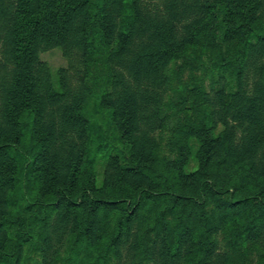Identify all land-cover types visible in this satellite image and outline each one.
<instances>
[{
  "label": "rangeland",
  "instance_id": "374dc122",
  "mask_svg": "<svg viewBox=\"0 0 264 264\" xmlns=\"http://www.w3.org/2000/svg\"><path fill=\"white\" fill-rule=\"evenodd\" d=\"M206 1L219 0H142L140 4L142 19L137 32L138 38L130 45L127 56L123 57L121 54L109 56L111 58L107 62L110 63L111 68H106L108 63H102L105 54L101 51L106 47L104 42H101L103 38L99 31H97V43L100 50L95 49L88 60L82 52L81 43L75 42V39L59 45L41 44L39 46L38 61L35 65L39 85H41V75L49 70L55 86H62L65 91L71 93L82 89L87 98L90 92L104 86L105 76H113L111 70L116 69L124 76L120 81L121 75H119V83L129 81L125 87L133 86L139 98L132 113L135 117L131 127L133 128L134 125L136 127L138 123L136 132L133 130L123 132V129L127 130V127L123 128L127 126L124 122L127 120L123 121L120 112L117 114L118 117L113 118L111 111L99 106L97 96L90 98L88 107L84 109L85 118H88L87 131L82 130L81 123H76L79 122L78 120L75 121L76 124L68 123L65 120L66 113L64 114L58 106L53 107L54 111H51L53 108L49 109L51 116L59 118L57 135L62 125L67 133L66 137L62 139L59 137L62 144L65 143L59 152L63 155L68 153L70 148L67 139L69 136L75 138L76 152H79V156L83 155L84 162L77 175L79 178L77 185L71 190L76 203L68 200L66 204L72 207L69 214L62 215L64 207L58 210L52 207L49 210H42L38 206L33 211L36 217H42L48 211L52 214L49 225L44 228L49 238H43L41 235L43 233L35 236L39 246L36 254L39 262L43 264H194L197 233H203L206 229L205 226H197V216L201 217L203 207L208 204L206 208L213 223L207 233L210 234L214 230L212 238L215 249L213 254H207L209 255L207 263L264 264V205L257 206L253 201H247L240 203L241 205L233 212L223 214L222 207L215 204L218 197H227L228 192L225 187L229 185L228 181L231 178H226L224 173L232 177L234 197L259 191L264 194V135L257 134L258 128L264 131V45L249 55L241 76L237 74L239 63L227 70L224 67L213 66L215 59L239 57L238 40H243L247 31L242 32L241 39L222 41L219 40V36H216L218 40L214 48L210 47V49L217 56H208L206 54L208 44L198 42L197 45V37L193 36V29L197 27V12L204 10ZM224 1L227 3L230 1L232 6L235 5V1ZM239 1L248 14L254 16L252 19L255 22L254 27L264 31V0ZM119 3L120 0L107 1V10L114 20V25L120 23ZM252 5H256L255 10ZM222 16V13H219V20L223 18ZM173 17L178 22L177 34L185 39L182 43L185 49L180 51L181 54L165 65L144 68L140 76H137L133 69L130 71L124 66L125 63L130 65L134 53L144 48L146 42H150L147 35L148 31H151L152 23L175 20ZM212 21L214 19L211 23ZM220 34L222 30L218 29L217 35ZM9 35L4 27L0 26V96L2 86H7L9 80L11 81L15 68L10 50L12 45L10 41L9 43L6 41ZM143 36L147 37L142 38ZM198 57H202L203 62L198 63ZM95 77H100L96 84L93 83ZM58 82L60 83L57 84ZM197 83L203 87L200 91L202 101L200 106L197 105V101L194 102L197 99L193 94L195 90L188 88V85ZM202 103L206 106L205 114L207 113L211 121L216 123L214 126H209L210 129L207 132L211 140L216 137V140H213L214 163L211 173L219 175L216 186L224 193H216L211 187L213 183L209 182L206 186L211 199L202 200L199 205L197 202L187 201L184 198L176 201L167 195L145 201L133 214L127 236L118 245L119 251L116 252L111 248L112 251H108L110 255L106 259V249L110 248L109 245L112 243L110 242L111 218L133 207L135 201L128 198L129 200L124 203L113 205L94 202L86 197L87 192L81 190L83 189L81 184L87 181L86 184L96 190L98 196L104 195L105 191L108 196H111L113 191L115 195L123 188L127 191L134 189L135 193H138L139 189L136 185L158 182L156 172L165 169L170 171L168 174L170 178L177 182L180 180L182 184L190 186L189 189H193L197 185L196 170L197 165H200L199 155H202L200 134L194 132L193 126L196 128L202 121L200 119ZM30 127H25L24 136L21 139L25 152L18 153L9 148L6 154L1 155V162L5 161L4 164L12 167L17 165L19 169L29 157L36 156L38 159L30 172L32 178L25 187H28L29 195L33 199H45L46 185L41 183L43 178H37L36 175H45L55 170L69 173L71 170L65 165L63 167L58 163L48 164V160L39 158V139L35 138ZM244 147H252L251 153L249 154ZM142 148L143 153L139 152ZM136 154L139 159L133 160ZM143 155L147 166L156 167L146 166L144 175L135 173L141 166L139 164L130 170L126 169L127 165L134 163L133 161L142 163ZM238 158H245V163L252 167L249 168L250 171L236 174L235 167L230 169L221 167L223 164L221 161H237ZM42 165L44 169H40ZM142 165L145 164L142 163ZM218 169H222V173L219 174ZM86 170L89 172L86 173ZM34 171L37 174L34 175ZM141 171L143 172V169ZM180 172L183 174H179ZM225 182L228 183L224 184ZM2 185L0 183V214L6 211L4 215L21 211L25 187H21L20 184L14 187ZM47 197H52L50 192ZM85 197L87 203L80 204ZM177 203L183 209L179 217L172 213L174 211L169 212V216L162 213L163 208L173 207ZM180 218L187 221L192 218L191 221H194L189 224L190 232L180 240L182 242L185 239L181 251H178L176 255H161L157 246L168 239L165 237L166 232L174 229L173 234H175V227ZM43 223L42 220L37 222L39 230ZM181 228L182 231L186 229L184 226ZM150 231L154 248L152 247L150 252L146 253L147 246L143 244V241ZM5 233L4 229H0V240ZM254 235L256 238L261 236L259 253L252 251L249 246L250 239ZM30 250L31 246L25 244L19 249V257L25 258ZM7 259L2 261V264H10L9 260L6 261Z\"/></svg>",
  "mask_w": 264,
  "mask_h": 264
},
{
  "label": "trees",
  "instance_id": "16d2710c",
  "mask_svg": "<svg viewBox=\"0 0 264 264\" xmlns=\"http://www.w3.org/2000/svg\"><path fill=\"white\" fill-rule=\"evenodd\" d=\"M107 1L108 0H0V26H3L6 33L10 34L6 38V41L7 43L10 41L12 45L10 50L14 61L13 65L15 67L8 85L4 87L1 85L0 183L3 184L2 186L4 187L8 185H13L12 187H14L16 184L25 187L32 178L30 172L38 159L36 156L29 157L19 169L17 165L16 167H12L4 164L5 161L1 162V155L6 154L9 148H12L14 152H25L23 151L25 148L22 146L21 139L24 136L25 127L28 126H31L30 129L35 138L39 139V158L42 157L48 160V164L58 163V165L62 164L63 167L65 165L66 167H70L71 170L69 173L67 171L59 172L55 170L40 176L34 171V175L37 174V178L42 177L43 182L41 183L46 185L44 188L45 191H47L46 197H44L45 199H33L29 195L28 187H25L21 211L15 214L12 212L13 214L4 215L7 211L0 214V229H4L6 232L5 236L0 240V264H2V261L4 262L6 258H8L6 261L8 262L9 260L10 264H22V261L23 264H32V262L33 264H43V262L38 261L36 256L39 246L35 236L43 233L41 234L43 238H49V236H46L48 232H45L44 228L49 225V218L52 214L51 211H48L44 216L36 217V213L33 212L34 209L38 206L42 210H49L51 207L54 210H58L64 207L65 210L62 215L66 216V214H69L70 208H72L66 205L68 204V200L69 202L76 203V200L72 197L73 195H71V190L77 185L79 180L77 175L84 162L82 158L83 155L79 156V152H76L77 144L75 138H70V136V140L67 139L70 148L68 153H64L63 155V153L61 154L59 152L63 149V144H65H62L60 140L62 137H66L67 133L62 125L58 132L59 135H57L56 129L58 127L57 125H59V118L50 115V108L58 106L59 109L61 108L64 111V114L66 113L65 116L67 118L65 120L68 123H81L83 126L82 130L84 129L87 131L88 118H85L84 109L88 107V103L91 101L92 97L97 96L99 106L111 111L113 118L118 117L117 114L120 112L123 121L127 120L124 121L127 123V126H125L123 122V126H125L123 128L127 127V130L123 129V132L124 130L126 133L132 132L131 130H133V132L135 130L137 131L138 123L136 127L135 125L133 128L131 126L135 117L132 113L134 112L133 110L139 98L133 86L129 88L125 87L129 81H122L123 83H119V75H121L120 81L124 77L120 71L116 69L111 70L113 76L106 75L104 78L106 79L104 86L90 92L87 98H85V93L82 89L77 92L72 91L71 93L65 91V88L62 86H55L52 82V76L49 70L41 75V85L38 84V78L36 76L35 65L38 61L37 52L41 44L44 46H53L55 44L68 43L75 39V42L81 43L82 52L88 60V58H91L92 52L95 49L100 50L97 43V31L102 34L103 39L101 42H104L106 47L101 51L102 54H105L102 63H108L106 68L112 67L110 63L107 62L111 58L109 56L113 54H121L123 57L127 56L130 45L135 43L138 38L137 32L142 19L140 8L142 0H120V23L118 25L113 24L114 20L107 10ZM222 1H206L204 10L197 12V29H193V36L195 35V37H197V45L198 42L202 44L207 43L206 54L214 57L217 56V54L212 52L210 47L214 48L218 40H216V36H219V40L222 41L229 39L234 40L236 38L241 39L242 37H240V35H242V32L247 31L246 37H244L243 40H238L237 54L239 57L213 60V66L224 67L225 70L239 63L240 67L237 69V74L241 76L248 62L247 59L249 55L252 54L255 49L264 45V31H260L259 28L254 27L255 22L252 20L254 16L248 14L239 0H232L233 2L235 1L234 6H232L230 1L228 3L224 0ZM217 6L219 8H216ZM253 8L255 10L256 5H254ZM219 13L223 15V18L220 20ZM174 19L175 20L152 23L153 25L150 26L151 31H148L149 33L147 35V39H149L150 42H146L144 48L134 53L130 65L125 63L124 66L130 71L133 69L135 74L140 76L144 68L149 69L155 65H165L173 58L178 57L181 54L180 51L185 49V45L182 44L185 39L180 38L177 34L176 24L178 22L176 18ZM213 19L214 21L211 23ZM218 29L222 30V34L217 35ZM147 36H143L142 38ZM198 58V63L203 62L202 57ZM95 59H97V57H95ZM98 79H100V77H95L93 83L96 84ZM59 83L60 82L57 84ZM188 88L195 90L193 94L197 99L194 102L197 101V105L200 106L202 102L200 97V91L203 89L202 85L197 83L188 85ZM200 108L201 117L200 115L199 117L202 121L197 124L196 128L193 126V130L197 134H200L199 141L202 145V155H199L200 165H197L196 170L197 185L193 187V189H189L190 186L182 184L180 180L177 182L170 178L168 175L170 171L165 169L156 172L159 179L158 182L136 185V188L139 189L138 193H135L134 189L127 191L126 188H123L115 195L113 191V193H111L113 196H108L107 191H105L104 195L98 196L96 195V190H93L90 185L86 184L87 181H83V184H81L83 187L81 190L87 192L86 197H89V200H93L94 202H105L113 205L120 202L124 203L129 200L128 198H132L130 200L135 201L133 207L120 214L117 213V215L111 218L112 238L110 242H112V245L110 244V248L106 249V259L110 255L108 253L109 250L119 251L118 245L125 236H127L133 214L137 207L145 203V201L167 195L171 196L176 201L184 198L187 201L197 202V205H199L202 200L211 199L208 186H206L209 182L213 183L211 187L216 193H224L216 186L217 182H219L217 179L219 175H213L211 173V169L213 168L212 164L214 163L213 140L215 141L216 137L211 140L207 132L210 129L209 126H214L216 123L211 121L212 119L207 113V115L205 114L206 106L203 103ZM51 111H54V108ZM77 120L79 122L75 123ZM258 133L264 135V131H261L259 128L257 129V134ZM59 137L61 139H59ZM244 149L248 150L249 154L252 151V147H244ZM139 152L143 153V148ZM133 157V160L139 159L137 154ZM245 158H238L237 161L234 160L230 162L221 161L223 163L221 167H226V169L235 167L236 169L234 172L236 174L248 172L252 167L245 163ZM131 161L132 159H130V162ZM133 162H131V164L133 163L132 165H127L126 169L130 170V168H134L139 164L141 166H139V169H136L135 173L144 175V169L147 166L144 155L141 162L145 165H142L140 162ZM43 165L40 169H44ZM147 167L154 168L156 166L148 165ZM217 168H219V166H217ZM141 169H143V172ZM219 171V174L222 173V169ZM85 172L88 173L89 171L86 170ZM179 174L183 173L180 172ZM224 176L228 179L231 178L228 181L229 183H224L229 184L225 187V190L228 192L227 197L220 196L216 199L217 203H215L222 207L223 214H225V212H233L241 205L240 203H245L247 201H253L257 206L264 205V194L261 191L234 197V183L232 177H229L225 173ZM49 192L52 197H47V195L49 196ZM86 197L82 199L80 204L87 203ZM207 205L208 204L203 207L204 210L201 217L199 218L197 216V226H205L206 229L203 228L205 229L203 233H197V242L195 243L196 247L194 248L195 253L193 255V257L196 255L194 264H208L207 258L209 255L207 254H213L215 249L214 240L212 238V232L214 230L211 231L210 234L207 233V231L211 229V224L213 223L206 208ZM171 211H174L172 213L177 214L179 217L183 209L180 208L177 203L173 207L163 208L162 213L165 216H169L168 213ZM189 219L188 221L181 218L179 219L175 227L177 230H175V234H173L174 229L168 233L166 232L165 237L168 239L166 242L157 246L161 255H176L178 251H181L185 239L182 242H180V240L190 232L188 227L191 225L189 224L194 222L191 221L192 218ZM40 220L44 221L41 225V230H39L40 227L37 224ZM181 226L186 227V229L182 231ZM151 231L143 241V244L147 246L146 253H149L152 247L154 248V243H152L154 240H151ZM260 237L256 238L254 235L249 242L251 250L257 253H259L258 250L260 251L261 249L259 244ZM25 244L30 245L31 250L28 251V255L25 256V258L19 257V249ZM111 248L113 249L111 250Z\"/></svg>",
  "mask_w": 264,
  "mask_h": 264
}]
</instances>
